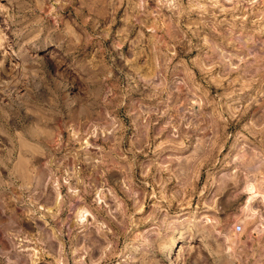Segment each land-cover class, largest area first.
Returning a JSON list of instances; mask_svg holds the SVG:
<instances>
[{"label": "rangeland", "instance_id": "374dc122", "mask_svg": "<svg viewBox=\"0 0 264 264\" xmlns=\"http://www.w3.org/2000/svg\"><path fill=\"white\" fill-rule=\"evenodd\" d=\"M0 36V264H264V0H0Z\"/></svg>", "mask_w": 264, "mask_h": 264}, {"label": "bare ground", "instance_id": "6f19581e", "mask_svg": "<svg viewBox=\"0 0 264 264\" xmlns=\"http://www.w3.org/2000/svg\"><path fill=\"white\" fill-rule=\"evenodd\" d=\"M0 37H1V36H0ZM245 206H246V209L248 210L249 207L251 206L250 201H247ZM246 209H245V211H247ZM248 212H249V211H247V214H248ZM247 214H245V215H247ZM249 214H250V213H249ZM249 214H248V215H249ZM58 254H59V253H58ZM24 260H25V259H24Z\"/></svg>", "mask_w": 264, "mask_h": 264}]
</instances>
